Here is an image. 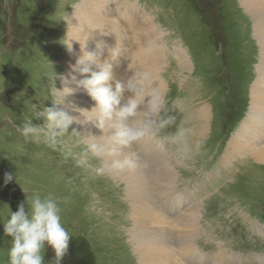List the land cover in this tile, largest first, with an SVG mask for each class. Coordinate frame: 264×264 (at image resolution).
I'll return each instance as SVG.
<instances>
[{
  "label": "rangeland",
  "instance_id": "374dc122",
  "mask_svg": "<svg viewBox=\"0 0 264 264\" xmlns=\"http://www.w3.org/2000/svg\"><path fill=\"white\" fill-rule=\"evenodd\" d=\"M132 1L152 22L155 19L157 26H167L173 37L182 38L188 51L184 54H189L192 62L186 71L182 66L163 68V78L167 80L164 94L170 105L174 106L172 114L177 120L160 134L176 132L181 122L189 129L192 122L194 126L189 144L193 147V152L188 158H181L177 145L169 144L170 153L174 155L170 158V172L173 176L170 182L164 178H159L158 182L173 185L175 179H178L180 193L184 192L186 187L199 183L197 194L201 196V192L205 190L204 194L208 198L215 191V187L221 185L222 179L213 185L211 180L207 181L204 176L218 178L215 174L223 169L225 175L232 178V171L238 168L239 173L235 179L210 200L229 209L233 223L239 224V234L246 235V244L238 249L249 250L252 248L248 246L251 235L246 222H249V218L243 210L251 213L253 219L264 218V162L256 161L249 154L245 155L248 153L243 152L245 143L235 144L233 160L224 166L222 160L227 142L240 124L238 120L249 110L250 83L253 75L257 76L254 72L256 63H259L260 44L253 35L252 17L239 0H137L140 5L136 0ZM80 2L0 0V264H7L10 245V237H6L3 231V220L10 211H17L21 203L25 204L26 210L28 207L27 194L22 186L29 191L39 190L42 194L52 192L71 197V202L65 207L63 214L65 226L73 235L72 242L76 243L81 237L91 246L95 264H142L132 245L130 229L135 224L154 223L159 218L166 219L163 215L158 218V214L155 215L156 220L138 218L142 211L134 208V195L128 189L129 181L122 175L117 176L118 181L108 173L98 176L94 168H78L72 159L65 161L62 156L57 166L52 165L49 161L51 149L42 144L25 142L16 130L15 125H22L25 117L33 115L34 105L37 106V111L42 110V103L46 107L53 105L50 92L47 93L49 98L46 99V88L49 77L54 72L57 74L56 87L61 88L58 85L61 84L60 77L67 74L68 68L70 71L67 61L72 58V52L69 53L64 43H67L68 26L75 22L73 13ZM136 11L132 12L131 25L147 23L136 20L135 15L140 14ZM181 21H186L184 26ZM180 24L181 26L177 27ZM118 27L124 30L122 23L115 22L117 30ZM30 28L36 30L35 41L31 37ZM43 32L48 36L47 40H42ZM37 36H41V40L36 39ZM180 46L183 47L182 44ZM180 46H174L172 49H185ZM103 58L109 59L110 54L109 58L102 56V61ZM188 59L186 60L189 62ZM124 61L129 63L128 59ZM121 63L122 61L118 60L113 64V79L110 81L113 87L117 81H124L130 75L129 67L121 68ZM155 75L159 77L158 73ZM185 77L192 89L190 94L187 90H179L187 85L180 86ZM164 86L165 83L162 82V88ZM188 95L196 101H206L203 107L205 114H209L208 130L206 128L207 133L205 131L200 134L202 137L195 135L199 105H196L194 110L195 104ZM81 98L83 100V97ZM92 101H86L88 106L84 110L90 111L94 107L95 102ZM229 106L232 115L228 118ZM32 122L40 125L44 123L42 117L34 118ZM79 126L83 128L85 125L73 124L72 128L81 131ZM258 127L263 132L264 121ZM251 134L254 144H264V140L257 141L258 129H249L247 136ZM242 137L246 138V135ZM249 140L253 144L250 138ZM197 142L202 143L199 149L195 150ZM241 153H244V156L240 155ZM138 163L139 167L135 171L148 173V167L144 165L145 170L139 160ZM209 169L213 172H209ZM6 172L14 175V179L7 185L4 183ZM17 174L22 185L18 182ZM150 177L154 179L161 176ZM195 195L188 196L194 198ZM153 198L155 199V196ZM132 207L136 210L133 213ZM260 246H263L261 242ZM67 259L66 256L62 264H77L73 258H70L69 262ZM227 262L226 259L223 264Z\"/></svg>",
  "mask_w": 264,
  "mask_h": 264
},
{
  "label": "clouds",
  "instance_id": "9594fccd",
  "mask_svg": "<svg viewBox=\"0 0 264 264\" xmlns=\"http://www.w3.org/2000/svg\"><path fill=\"white\" fill-rule=\"evenodd\" d=\"M72 40L64 43L69 53L72 52ZM104 48L103 42H97L95 50H88L85 44H81L82 55L70 65L68 75L60 77L63 87H56L55 72L49 77L46 99L50 92L53 105L46 107L42 103L40 111L34 105L33 115L25 117L22 125H15L25 142L42 144L57 151L65 161L72 159L78 168H94L98 176L135 171L139 167V157L132 151L134 146L145 139H155L176 120L172 114L174 106L170 105L164 92L153 85V74L148 69L129 67L132 74L124 81H117L113 89L110 83L113 64L124 53L117 45L109 49L110 58L102 61ZM77 75L84 78L77 79ZM70 83L83 88L95 101L90 111L74 108L73 111L80 113L77 116L60 107L64 98L74 91L69 87ZM41 117L43 125L33 124L34 118ZM88 123L104 134L97 136L91 131L81 132L72 128L73 124ZM189 135L190 129L180 127L174 135H165L158 140L157 147L164 150L165 141L170 142L177 145L181 158H188L193 152ZM201 143H196L195 150ZM125 150L129 151L126 153ZM17 177L20 183L18 174ZM13 179L12 173L4 174L5 185ZM22 188L27 194V210L21 203L17 211H10L3 220L4 234L10 237L7 264H62L73 237L63 220L71 197ZM48 248L54 255L46 262Z\"/></svg>",
  "mask_w": 264,
  "mask_h": 264
},
{
  "label": "bare ground",
  "instance_id": "6f19581e",
  "mask_svg": "<svg viewBox=\"0 0 264 264\" xmlns=\"http://www.w3.org/2000/svg\"><path fill=\"white\" fill-rule=\"evenodd\" d=\"M80 1L81 2L77 5L75 12L73 13V19L75 22L70 27L68 26L69 31L67 33V41L73 39L71 41L72 58L70 61H67L68 63H65L69 65L74 64L77 57L82 55L81 44H85L88 50H95L96 43L103 42L105 45L103 57L108 58L109 49L115 48L117 45H119L120 49L124 53L118 58V60H121L124 63L119 64L121 68L129 67V64H132L133 67H135V65L138 63L147 65V61L150 59L147 57L142 58L140 55H153V50L159 48L158 45L155 44V40L158 37L154 36L152 38L151 43L153 44V48H149V44L146 43V39L150 41L151 36L155 31V27L151 19L146 17L144 13L140 12L132 0ZM239 2L242 7L250 14L253 20V35L259 40L260 44V53L258 57L259 61L257 60L259 63H256L257 65L255 66V74L257 76L252 81L250 86L248 114L240 125L241 129L232 135L224 153L222 164H226L227 162L234 159V150L236 147L235 144L241 143H245L243 149L244 153L248 152L256 161L264 162V144H254L252 134L248 138H243L241 135L242 130L246 125L255 127V122L258 121L259 114L262 112V108L264 107V0H239ZM111 10L113 11L112 13L110 12ZM135 11L140 13L139 15L138 13L135 15L136 20L147 23H135V25L132 26L130 22L133 20L132 12ZM108 12H110L109 17L110 19L114 20V23L107 16ZM120 20H122L123 24L125 25V31L121 30L119 27L118 30L115 28V22L118 24ZM127 29L129 30V33L126 32ZM131 31H133L134 34H132ZM119 38L123 39L119 40ZM130 40L132 41L130 42ZM129 45L130 48L128 49ZM174 50V55L176 54L175 56H177V59L180 61L183 70H189L190 59H188L189 62L186 60L184 53L180 48H175ZM127 51L128 54H126ZM140 52H142V54ZM128 57L131 59V63L130 61L129 63L124 61L125 59L127 60ZM66 73L67 74H64L63 76L68 75L69 68L66 70ZM152 73L153 85L161 89L162 82H156L157 76L155 74L158 73V69ZM77 79L83 78L77 75ZM186 84V78H183L181 85ZM58 85L61 88L63 87L62 83ZM69 87L73 88L74 91L64 98L65 101L62 105L65 106L64 108H66L70 114L80 115L79 112L73 111V109H85L88 106L86 101L92 100V98L83 88H78L75 83H70ZM81 97H83V100ZM93 105L95 106V103ZM85 115L87 116L86 113ZM262 116L264 117V115ZM208 120L209 114H205V108L202 105L197 110L195 128L196 136L202 137L200 134L204 133L205 131L207 133ZM79 127L82 132H85V129H87L97 136L104 134L101 130L95 128L91 123H88L83 128L82 126ZM249 138L252 140L253 144L250 142ZM136 148L140 151V153L135 151ZM148 149V144L142 143L139 147H134L132 150L137 153L139 162L141 163L140 165L144 169L145 166L142 164V162L143 159L146 158V150ZM146 171L148 172V170ZM148 173L153 177L159 175L161 177L152 179ZM148 173H143L141 171H131L122 174H108L117 181L120 175L129 181V192L134 195V197H132V204L135 209L142 211L138 218L142 220H149V218L156 220L157 217L155 218L154 211L152 210L156 207V205H153L155 204L153 195L158 200L162 193L166 194L169 188H173V186H170L171 183L164 184L160 181L158 182V179L164 178L166 181L170 182L173 174L168 168L161 167L159 163L154 164L151 172ZM122 183H125L126 185L125 181ZM162 187L165 189H159ZM221 191H223V189ZM184 192L185 194H189V189L186 188ZM193 195H195V193H193ZM128 201H130V198H128ZM200 208L201 207L198 205L195 197H191V199L188 201V206L186 205L184 208V213H179L176 211L177 213L173 217V221H175V223L174 225H169L171 228L169 232L161 230L169 222V219L166 218L165 220H162L159 218V216V219L154 223H139L135 224L133 228L131 227L132 229H130L129 234L133 242L132 245H134L135 252L142 261V264H208V260L212 257V255L205 260H194V258H191L188 255L189 247L199 237V228L196 227L195 221L199 217ZM135 209L132 207L131 212L133 213V211H136ZM131 219L133 221L132 216ZM144 225L146 228H144ZM171 235L174 239L170 241ZM223 253H225V251ZM225 260V257H219L217 260L209 264H223ZM228 263L229 261L227 264Z\"/></svg>",
  "mask_w": 264,
  "mask_h": 264
},
{
  "label": "trees",
  "instance_id": "16d2710c",
  "mask_svg": "<svg viewBox=\"0 0 264 264\" xmlns=\"http://www.w3.org/2000/svg\"><path fill=\"white\" fill-rule=\"evenodd\" d=\"M75 242V241H74ZM70 242L69 253L67 255L68 262L70 258L76 260L77 264H95L94 254L91 246L84 239H77L76 243ZM47 259H51L54 255L52 249L48 248Z\"/></svg>",
  "mask_w": 264,
  "mask_h": 264
}]
</instances>
